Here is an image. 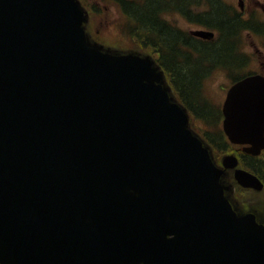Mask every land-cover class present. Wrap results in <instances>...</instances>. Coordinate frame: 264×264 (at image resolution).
I'll use <instances>...</instances> for the list:
<instances>
[{"label": "water", "instance_id": "95a60500", "mask_svg": "<svg viewBox=\"0 0 264 264\" xmlns=\"http://www.w3.org/2000/svg\"><path fill=\"white\" fill-rule=\"evenodd\" d=\"M84 14L77 0H0V263L162 264L190 230L203 264H264V225L234 210L163 73L91 45ZM258 86L229 93L234 142L264 132Z\"/></svg>", "mask_w": 264, "mask_h": 264}, {"label": "flooded vegetation", "instance_id": "af4514ba", "mask_svg": "<svg viewBox=\"0 0 264 264\" xmlns=\"http://www.w3.org/2000/svg\"><path fill=\"white\" fill-rule=\"evenodd\" d=\"M156 1V17L160 24L159 30L168 31L164 26L169 24L175 31L187 36L186 39L180 40L182 44L178 42L180 50H186L188 53L194 54L195 47L205 48L226 41L234 47L233 55H239L237 56V62H212L206 65L212 74L211 77L209 76L211 79L221 76L220 74L223 71L229 75L225 76L227 84L234 81L230 85L232 87L240 80L235 71H243L248 74L247 76L259 75L264 77V0ZM128 2L135 6H141L140 9H142V5L147 0H115V8L118 13L115 19V40L120 38L137 40L138 46L134 45L130 49L138 50L141 53L167 54L165 53L168 50L166 45L159 43L157 38L153 37L156 34L151 33L149 29L148 31L145 30L146 28L141 23L142 17L139 16L138 18L134 12L129 10ZM218 14L224 16V22L238 23L240 29L233 33H227L224 39V33L214 18ZM183 22H185L184 26ZM199 30L211 31L214 36L210 40L196 36L194 32ZM246 44H250L248 47L250 51L245 46ZM228 88L224 91L225 94L229 91ZM226 144L238 156L240 167L255 174L264 184V149L259 155L255 156L245 153V146H234L228 139H226ZM234 172L235 169L229 171L228 181L233 180ZM243 190L244 195H247L244 203L264 207V188L261 192H256L253 189Z\"/></svg>", "mask_w": 264, "mask_h": 264}, {"label": "trees", "instance_id": "16d2710c", "mask_svg": "<svg viewBox=\"0 0 264 264\" xmlns=\"http://www.w3.org/2000/svg\"><path fill=\"white\" fill-rule=\"evenodd\" d=\"M127 4L131 12H134L138 18L139 16L142 17L141 23L146 28L145 30L148 31L149 29L151 33L156 34L153 37L157 38L159 43L161 42L166 45L168 50L165 52L167 54H165L164 57L162 56V63L173 74V81L181 92L183 100L188 104V107L193 110L197 116L205 118L208 122L216 123L218 121L219 112L201 98V83L202 79L209 73L206 66L207 64L212 62L225 63L238 61L237 56L239 55H233L234 47L229 45L226 41L205 48L195 47L196 51L194 54H190L186 50H180L179 43L181 42L182 44L180 40L186 39L185 37L187 36L175 31L169 24H167L168 26H164L168 31L159 30L160 24L156 17V0H147V2L142 5V9H140L141 6H135L129 2ZM214 18L217 20V25L221 27L224 33V39L227 33H233L236 32L237 29H240L238 23L224 22L225 19L222 14L216 15ZM153 40L156 42L154 38ZM164 59L166 60L164 61ZM221 143L222 141L220 140H214V144L218 146L217 153H223V145Z\"/></svg>", "mask_w": 264, "mask_h": 264}, {"label": "rangeland", "instance_id": "374dc122", "mask_svg": "<svg viewBox=\"0 0 264 264\" xmlns=\"http://www.w3.org/2000/svg\"><path fill=\"white\" fill-rule=\"evenodd\" d=\"M89 1L92 3L97 2L98 10L101 9L104 11V13L98 12L100 14H96L97 29H99V32H102L101 34L103 37L107 38L112 44H115V28H111L112 24H115V19L118 16L115 5L104 0ZM100 21L103 22V25L99 23ZM184 24L185 22H183V26ZM105 27L109 28L105 29ZM245 46H247L248 48L250 44H246ZM227 83L228 82H226V79L223 78L222 75L210 79L209 82L206 84V92L208 97H210L212 101L222 102L224 99V92H222V88H227L229 85ZM196 123L199 127H204V124H202L201 122L197 121Z\"/></svg>", "mask_w": 264, "mask_h": 264}]
</instances>
